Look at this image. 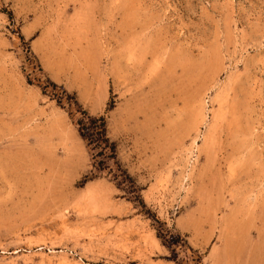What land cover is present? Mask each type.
<instances>
[{
  "label": "rangeland",
  "instance_id": "obj_1",
  "mask_svg": "<svg viewBox=\"0 0 264 264\" xmlns=\"http://www.w3.org/2000/svg\"><path fill=\"white\" fill-rule=\"evenodd\" d=\"M155 221L182 264H264V0H0V264H179Z\"/></svg>",
  "mask_w": 264,
  "mask_h": 264
},
{
  "label": "trees",
  "instance_id": "obj_2",
  "mask_svg": "<svg viewBox=\"0 0 264 264\" xmlns=\"http://www.w3.org/2000/svg\"><path fill=\"white\" fill-rule=\"evenodd\" d=\"M28 83L30 84L31 80H28ZM39 87L42 95L49 97L51 100H55L58 106H62L63 101L68 103V107L70 108L68 115L79 130L87 148L91 152L90 155L93 162V168L96 171H102L110 164L112 167L107 173L108 179L114 182L118 189L123 190L131 199H133V201L140 207L141 211L145 212L144 204L141 199H139L140 197L137 193L134 182L120 168L116 160L115 143L110 141L107 136L104 117L89 116L85 111H82L79 108L77 102L74 101L72 97L52 82L45 81L42 85H39ZM73 107H75L74 112H72ZM73 113L78 114L80 118L74 120ZM155 222L157 224L156 237L163 246L170 250V260L179 264L188 263L189 258L187 256H184L179 260L176 259V249L169 246L170 241L174 240L173 235L165 228L163 223L158 221ZM198 259H200V257H198Z\"/></svg>",
  "mask_w": 264,
  "mask_h": 264
},
{
  "label": "bare ground",
  "instance_id": "obj_3",
  "mask_svg": "<svg viewBox=\"0 0 264 264\" xmlns=\"http://www.w3.org/2000/svg\"><path fill=\"white\" fill-rule=\"evenodd\" d=\"M165 116V115H164ZM145 117V116H144ZM153 119V118H152ZM147 123V122H146ZM145 123V124H146ZM136 125V124H135ZM140 126V125H139ZM148 128V127H147ZM141 133V132H140ZM142 134V133H141ZM147 134V133H146ZM224 237V236H223ZM232 239V238H231ZM235 239H237L236 237H235ZM233 240V239H232ZM233 242V241H232ZM236 242V241H235ZM237 242H238V239H237ZM239 243V242H238ZM235 244V243H234ZM226 246H228V242H227V244H226ZM233 246V245H232ZM236 246H237V244H236ZM236 246H234V247H236ZM234 247H232L231 248V250L234 248ZM235 249V248H234ZM225 250H226V248H225ZM230 249L228 248V256H226V254L225 255H223V259L221 260V264H250V262H249V260H247V259H245L244 261L243 260H241L240 259V253L239 252H233L232 251V253H231V251H229ZM234 253H237V254H234ZM221 257H222V252H221ZM226 256V257H225ZM236 256V257H235ZM252 262V261H251Z\"/></svg>",
  "mask_w": 264,
  "mask_h": 264
}]
</instances>
